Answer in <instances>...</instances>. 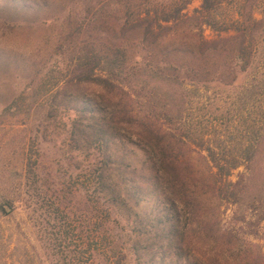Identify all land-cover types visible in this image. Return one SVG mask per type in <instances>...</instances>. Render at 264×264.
<instances>
[{
  "label": "trees",
  "instance_id": "1",
  "mask_svg": "<svg viewBox=\"0 0 264 264\" xmlns=\"http://www.w3.org/2000/svg\"><path fill=\"white\" fill-rule=\"evenodd\" d=\"M193 1L95 0L76 21L77 32L85 31L87 38L78 45L70 76L58 91L79 98L83 84L101 88L85 107L75 109L72 136L77 149L83 139H92L97 143L93 148L101 151L90 190L91 201L109 202L107 223L112 206L138 218L141 229L132 246L138 264H233L227 252L235 237L221 227L222 207L241 201L254 153L247 149L229 156L209 149L195 155L181 130L171 127L179 118L166 104L161 113L151 105L135 104L134 62L144 73L184 86L234 85L251 69L257 83L264 82V65L258 60L264 0H201L193 13L186 12ZM39 3L51 6L48 0ZM207 29L213 37L206 35ZM87 113L89 121H83L80 115ZM160 114L167 122L160 121ZM116 136L134 138L147 155L139 166L121 160V174L112 170L119 160ZM240 167L245 170L232 179ZM147 195L154 199L153 209L142 214L136 205ZM262 204L259 224L264 222ZM10 207L15 210V203ZM62 213L60 224L53 227L60 228L56 240L71 264H96V256L112 251L106 244L111 227L107 224L103 233L93 221L91 232L80 234L82 244L72 247L69 208ZM250 234L257 236L258 231ZM245 264H264V253Z\"/></svg>",
  "mask_w": 264,
  "mask_h": 264
},
{
  "label": "rangeland",
  "instance_id": "2",
  "mask_svg": "<svg viewBox=\"0 0 264 264\" xmlns=\"http://www.w3.org/2000/svg\"><path fill=\"white\" fill-rule=\"evenodd\" d=\"M39 1L0 0V264H71L56 240L60 228L53 227L66 207L72 247L82 244L80 234L91 232V221L103 233L108 224L106 244L112 251L96 256V264H138L132 248L141 229L138 218L112 206L107 223L109 202L91 201L90 190L101 151L93 148L97 143L92 139H83L77 149L72 136L75 109L85 107L101 88L83 84L79 98L58 93L70 76L78 45L87 38L85 31L77 32L76 21L95 0H48L47 7ZM200 5L201 0H194L186 12ZM206 35L214 33L207 29ZM258 60L264 65V36ZM133 66L132 72H138L133 79L137 107L151 105L161 113L166 104L179 118L171 127L181 130L195 155L209 149L229 156L247 149L254 153L242 199L222 207L221 227L235 237L227 252L233 264L257 259L264 253V222L258 223L264 201V82L257 83L251 69L234 85L184 86L144 73L136 62ZM80 117L89 121L88 113ZM115 140L119 160L112 166L114 173H122L121 160L141 165L147 155L134 138ZM244 170L240 167L232 179ZM153 203L150 195L142 196L136 210L149 213ZM47 222L52 228L46 229ZM255 230L257 236L250 234Z\"/></svg>",
  "mask_w": 264,
  "mask_h": 264
}]
</instances>
